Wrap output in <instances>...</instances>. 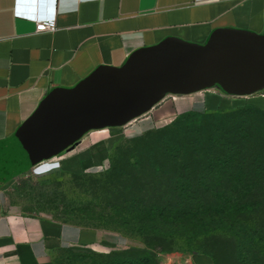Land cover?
I'll return each mask as SVG.
<instances>
[{
  "label": "crops",
  "instance_id": "crops-1",
  "mask_svg": "<svg viewBox=\"0 0 264 264\" xmlns=\"http://www.w3.org/2000/svg\"><path fill=\"white\" fill-rule=\"evenodd\" d=\"M46 20L56 32H37ZM248 106L264 111V0H0V264L134 244L8 209L7 179L38 164L95 171L117 134Z\"/></svg>",
  "mask_w": 264,
  "mask_h": 264
},
{
  "label": "rangeland",
  "instance_id": "rangeland-1",
  "mask_svg": "<svg viewBox=\"0 0 264 264\" xmlns=\"http://www.w3.org/2000/svg\"><path fill=\"white\" fill-rule=\"evenodd\" d=\"M114 140L111 156L95 171L72 174L38 164L7 179L6 207L103 231L118 220V210L131 205L149 213L166 207L164 219H185L183 226L151 249L135 234L129 249L63 250L55 264H111L138 251H149L161 264H237V237L226 232L224 222L250 224L257 215L225 214L217 206L259 205L264 221V114L252 107L187 112L142 138L117 134Z\"/></svg>",
  "mask_w": 264,
  "mask_h": 264
},
{
  "label": "trees",
  "instance_id": "trees-1",
  "mask_svg": "<svg viewBox=\"0 0 264 264\" xmlns=\"http://www.w3.org/2000/svg\"><path fill=\"white\" fill-rule=\"evenodd\" d=\"M256 109L264 114V111L259 108ZM257 206L259 207V205L217 206L220 207V209L223 208L222 211L225 214L230 213V215L240 216L241 213H250L252 215H257V221L255 220L250 224L246 223V221L235 222L234 219L227 221L228 224L224 222L226 232L237 237L235 241L236 254H234V260L237 264H264V221H262L260 217L261 213ZM166 213H170V209L166 207L149 213L146 212L142 206L137 207L135 205H131L130 210L128 211L118 210L114 216L118 218L119 221L117 219H112L110 222L111 226L109 225V229L106 230L120 232L134 241H136L134 237L135 234H142L143 238L141 243H143L147 249H151L153 244L162 242V236L164 234L171 231L173 228L183 226V221L185 219L182 222H172L170 219H164V214ZM189 216L190 215H187V217ZM218 216L221 217L220 215ZM127 256V260L111 264H161L162 262V259H159L149 251L133 252L127 254Z\"/></svg>",
  "mask_w": 264,
  "mask_h": 264
},
{
  "label": "built area",
  "instance_id": "built-area-1",
  "mask_svg": "<svg viewBox=\"0 0 264 264\" xmlns=\"http://www.w3.org/2000/svg\"><path fill=\"white\" fill-rule=\"evenodd\" d=\"M57 31V25L55 20H46L37 22L38 33H53Z\"/></svg>",
  "mask_w": 264,
  "mask_h": 264
},
{
  "label": "water",
  "instance_id": "water-1",
  "mask_svg": "<svg viewBox=\"0 0 264 264\" xmlns=\"http://www.w3.org/2000/svg\"><path fill=\"white\" fill-rule=\"evenodd\" d=\"M240 84L245 87V83L243 81H240ZM113 116H114V114L112 113V111L110 109H106V110H102L99 113H97L96 117H97L98 121H103L106 119H112ZM55 129H56L55 134H57L59 132V128L56 127Z\"/></svg>",
  "mask_w": 264,
  "mask_h": 264
}]
</instances>
